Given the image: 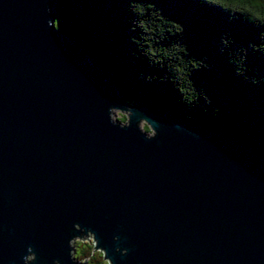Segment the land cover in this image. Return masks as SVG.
Here are the masks:
<instances>
[{
	"label": "water",
	"instance_id": "obj_1",
	"mask_svg": "<svg viewBox=\"0 0 264 264\" xmlns=\"http://www.w3.org/2000/svg\"><path fill=\"white\" fill-rule=\"evenodd\" d=\"M57 2L0 0V264H84L88 235L107 264H264L254 148L127 107Z\"/></svg>",
	"mask_w": 264,
	"mask_h": 264
},
{
	"label": "trees",
	"instance_id": "obj_2",
	"mask_svg": "<svg viewBox=\"0 0 264 264\" xmlns=\"http://www.w3.org/2000/svg\"><path fill=\"white\" fill-rule=\"evenodd\" d=\"M54 13L127 107L228 133L264 162V0H58ZM83 238L74 254L77 244L94 249Z\"/></svg>",
	"mask_w": 264,
	"mask_h": 264
},
{
	"label": "rangeland",
	"instance_id": "obj_3",
	"mask_svg": "<svg viewBox=\"0 0 264 264\" xmlns=\"http://www.w3.org/2000/svg\"><path fill=\"white\" fill-rule=\"evenodd\" d=\"M126 112H123L121 110H115L114 114H113V119L114 120H119L121 123H125L126 121ZM140 129H142V131L151 134L150 130L148 129V127L145 125L144 122H141L139 125ZM79 240V238H78ZM78 240H75L73 243L77 242ZM81 241H84L85 243H89L93 245V239L90 235L84 237L83 239H81ZM90 247V249H89ZM76 259L82 260L83 262L87 261L88 259L93 258V260L89 263V264H107L103 258H101V253L98 251H95L91 245H84V244H77L76 246V253L74 254ZM86 257V259H84Z\"/></svg>",
	"mask_w": 264,
	"mask_h": 264
},
{
	"label": "built area",
	"instance_id": "obj_4",
	"mask_svg": "<svg viewBox=\"0 0 264 264\" xmlns=\"http://www.w3.org/2000/svg\"><path fill=\"white\" fill-rule=\"evenodd\" d=\"M95 244H94V241H93V246H94Z\"/></svg>",
	"mask_w": 264,
	"mask_h": 264
}]
</instances>
